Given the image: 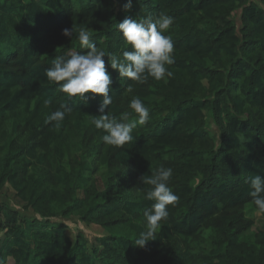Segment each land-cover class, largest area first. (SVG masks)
I'll return each instance as SVG.
<instances>
[{
	"label": "trees",
	"instance_id": "16d2710c",
	"mask_svg": "<svg viewBox=\"0 0 264 264\" xmlns=\"http://www.w3.org/2000/svg\"><path fill=\"white\" fill-rule=\"evenodd\" d=\"M0 0V192L9 187L24 217L0 205V264H264V213L249 180L264 178V0ZM239 11V27L233 14ZM173 18L171 77L145 83L119 77L107 59L131 50L118 23ZM86 28L113 84L105 114L128 121L140 98L149 120L123 148L91 123L101 98H69L45 75L58 56L86 53ZM73 28L71 38L63 29ZM131 87V91H129ZM51 99L49 106L44 100ZM67 105L59 128L46 122ZM216 134L214 133V131ZM171 168L175 207L144 248L150 176ZM254 213L262 222L258 228ZM76 218L107 235L88 248L58 220Z\"/></svg>",
	"mask_w": 264,
	"mask_h": 264
},
{
	"label": "clouds",
	"instance_id": "9594fccd",
	"mask_svg": "<svg viewBox=\"0 0 264 264\" xmlns=\"http://www.w3.org/2000/svg\"><path fill=\"white\" fill-rule=\"evenodd\" d=\"M133 7L132 0L124 4L125 10ZM173 18L166 15L153 17L151 15L140 20L131 16L118 23L117 28L122 33L131 50H125L121 56H108L107 63L112 70H116L121 78L133 82L145 83L150 78L155 81L165 80L172 76L169 66L175 63L174 44L171 35H166L173 25ZM63 35L71 38L73 28L63 29ZM79 46L86 49V53L73 52L67 57L58 56L53 59L52 65L45 72L50 83L58 85V90L67 94L69 98L78 97L85 100L86 93L101 98L99 112L101 115L93 117L91 123L96 129L106 133L102 140L104 143L117 148H123L134 139L132 133L138 125H145L149 120V108L140 98L130 101V108L137 114V119L128 121L127 113L120 121L116 117L105 114V108L112 103L109 93L112 91V76L106 67V53L97 47L89 31L81 27L78 32ZM131 91V87L128 89ZM49 106L51 99L44 100ZM72 109L67 105L52 112L46 122H54L59 128L66 114ZM173 176L171 168L159 167L150 176L142 175L139 179L142 184L148 185L145 189L144 199L154 201L150 208L145 210L146 226L139 233L135 246L144 248L149 241L156 239L157 230L162 228V222L169 216V206L175 207L179 201L170 187ZM250 196L259 213H264V178L255 175L249 180Z\"/></svg>",
	"mask_w": 264,
	"mask_h": 264
},
{
	"label": "rangeland",
	"instance_id": "374dc122",
	"mask_svg": "<svg viewBox=\"0 0 264 264\" xmlns=\"http://www.w3.org/2000/svg\"><path fill=\"white\" fill-rule=\"evenodd\" d=\"M258 4H260L259 0H252ZM239 11L233 14V20L236 25L239 27ZM214 131V130H213ZM216 134V132L214 131ZM7 205L10 208L20 212V214L24 217L31 218L32 213L22 210V205L20 201L15 197L13 191L9 187H5L3 191L0 192V205ZM254 218L256 221L255 227L258 228L262 222V217L259 213H254ZM58 222L63 223L67 226V235L74 240L76 234L81 231L88 243V248L92 249L93 246H98V241L100 237L107 235V233L102 230L100 227L92 225L85 227L83 226L76 218H71L69 220H58Z\"/></svg>",
	"mask_w": 264,
	"mask_h": 264
},
{
	"label": "crops",
	"instance_id": "0c3cea01",
	"mask_svg": "<svg viewBox=\"0 0 264 264\" xmlns=\"http://www.w3.org/2000/svg\"><path fill=\"white\" fill-rule=\"evenodd\" d=\"M0 236H1V235H0ZM8 264H13V263H12V260L9 259V260H8Z\"/></svg>",
	"mask_w": 264,
	"mask_h": 264
}]
</instances>
